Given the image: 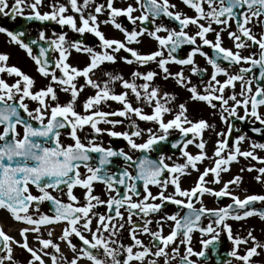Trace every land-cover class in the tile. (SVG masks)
<instances>
[{"label":"snow or ice","instance_id":"6c2138e0","mask_svg":"<svg viewBox=\"0 0 264 264\" xmlns=\"http://www.w3.org/2000/svg\"><path fill=\"white\" fill-rule=\"evenodd\" d=\"M45 6L50 10L41 12ZM0 15L54 22L99 41L88 46L80 39L69 40L66 31L53 30L50 37L40 30L25 42V31L0 26V33L26 52L47 81L36 88L35 78L9 65L10 54L0 52V211L25 225L16 240L0 222V264H21L13 245L29 254L26 264H198L191 257L208 264L209 249L220 255L222 233L232 243L228 257L239 264H264V243L252 230L234 235L228 223L253 216L264 220V207H255L264 203V194L241 198L232 189L240 187L243 177L236 174L224 181L222 175L241 157L264 165V156L258 154L264 142L250 140L235 123H250L252 133L264 135V0H133L123 7L116 6V0H48L47 5L44 0H0ZM121 17L134 27H124L118 22ZM102 24L111 25L123 39L107 37ZM225 34L232 47L224 46ZM144 37L156 42L155 50L133 47ZM182 46L188 47L184 57L179 56ZM73 50L87 56L83 67L70 62ZM197 55L205 58L210 72L198 65ZM118 63L135 66L128 78L108 67ZM168 82L187 92V98L178 102L179 92L163 90ZM86 90L90 94L81 99ZM61 94L67 97L63 102ZM29 102L35 106L30 108ZM111 103L119 107L107 110ZM189 103L203 104L226 126L215 133L211 155L204 133L216 125L191 119ZM141 122L152 126L141 127ZM171 131L179 132L171 147L179 150L183 162L150 155ZM104 136L110 141L122 138L128 151L105 146ZM246 140L249 146L242 149ZM193 144L196 154L187 150ZM116 159L123 165L113 170ZM206 160L211 163L204 165ZM244 171H256L254 179L264 182V166L250 163L240 169ZM193 172L192 186L183 187V179ZM98 184L103 195L96 191ZM205 196L218 201L229 197L231 202L209 208ZM44 203L51 214L41 212ZM169 205L175 206L174 212L165 211ZM58 226L59 240L71 256L60 243L40 235L42 229H51V237ZM125 232L130 243L123 242ZM196 232L208 237L200 239L199 251L192 247ZM30 236L38 247L30 245ZM142 236L149 238L147 244ZM256 257L261 259L257 262ZM216 264L231 260L217 259Z\"/></svg>","mask_w":264,"mask_h":264},{"label":"flooded vegetation","instance_id":"af4514ba","mask_svg":"<svg viewBox=\"0 0 264 264\" xmlns=\"http://www.w3.org/2000/svg\"><path fill=\"white\" fill-rule=\"evenodd\" d=\"M9 2L11 3L12 0H9ZM29 2H31V0H29ZM64 0H61V3H63ZM96 3H102L103 0H95ZM133 0H116V6H120L123 7L128 3H132ZM170 2L172 3H177L178 0H170ZM45 5H47L48 0H44ZM179 8L180 10H182L183 12H186L188 15H193V11L189 10L187 7H185L183 4H179ZM50 10L48 7H41L40 11H48ZM25 15L29 12V9L25 8ZM139 13H134V15H138ZM105 17L101 16L100 19L103 20ZM118 22L122 23V25L126 28H128L129 30L134 27L129 21L126 20V18H118ZM161 21H157V23H160ZM165 24L168 23L167 19H165L163 21ZM0 26H4L6 28H8L9 30H13V31H25V36L22 37V39L25 40V42H30L31 39L36 38L38 35V32L40 30H44L47 36H52L53 30H55L56 32H61V31H66L68 34V38L69 40L72 39H80L82 40L84 43H86L88 46H96L99 41L96 37H94V35L92 34H84L83 36H79L77 33L72 32L69 28H67V26H65L64 29H61L57 24H55L54 22H39V21H34V20H27L24 18V16L21 15H17L16 18L14 20L9 19L8 17L2 16L0 15ZM170 27H175V25H169ZM215 27V25H214ZM101 30L105 33V35L107 37H116L118 39H123L122 34L118 31L115 30L111 25H101ZM162 35L164 33H161ZM209 38H211V35L209 36ZM41 44H43V42H41ZM224 46L225 47H232V42L227 38L226 34H225V38H224ZM133 47H136L139 49V51L141 52H149L152 50H155L157 47V44L154 40L149 39L148 37H144L143 42L139 45H133ZM99 50V49H97ZM206 52L209 53V55H212V52L210 49L205 48L204 49ZM33 51L34 54H38V47L33 46ZM188 51V47L187 46H182V50L179 51V56L180 57H184L186 56V53ZM0 52H5V53H9L10 54V59L7 62L9 65H15L18 66L19 68H21V70H23L26 74L32 76L35 78L36 80V88H40L43 87L47 81L41 77L38 72L36 71V64L34 63V61L26 54V52L24 50H22L21 48H19L18 45L11 43L9 41V38L6 36V34L0 33ZM124 54V53H121ZM245 55L248 54V52L244 53ZM53 55H58V54H53ZM197 63L200 67H207L208 71H211V68L207 65L206 60L204 57H201L199 55H197L196 57ZM70 62L74 63V65L79 66V67H83L85 65V63L87 62V56L81 53H76L74 50L72 52V55L70 57ZM72 63V64H73ZM110 69H115V71L122 73L125 78L129 77V73L134 70L135 66H128L125 65L123 63H118L116 65H112V66H108ZM173 70H175V66L173 67ZM233 71H235V69H233ZM258 72V69L256 70ZM5 79L8 80L9 83L13 82V78L11 77H7L5 76ZM193 82H197V78L193 77ZM139 83V81H138ZM167 85L169 88L171 86H173V88L176 90V92H179L180 95L178 97V102H182L184 101L187 96L188 93L187 92H183L181 91L179 88H177L173 83L168 82ZM164 85V86H165ZM163 86V87H164ZM116 91H120L119 86L116 87ZM90 94L89 91H85V93L82 94L81 99H83V97L85 95ZM67 97L63 94H61L60 99L61 102H63ZM35 105L31 102H29V107H34ZM119 107L118 104L116 103H111L110 106H106L107 110H111V109H115ZM190 107V108H189ZM188 114L190 116V118L192 119L193 117H200L199 119L203 118L209 121V123H214L216 120L215 118H218V115L213 116L212 115V110L206 108L203 104H194V103H189L188 104ZM147 110V108H145V111ZM77 111H80V108H77ZM261 111H264V109H261ZM236 127L240 128L244 133L247 134V136L250 138V140H254V141H259V142H264V135L261 134H255L252 133L250 131V127L252 126L250 123H241L239 121H236ZM216 125L215 129L212 130V134H210V136L207 135V137H215L216 139L218 138L216 135H214V132L218 131H222V130H226V126L220 122L219 118L217 119V122L214 123ZM103 127H107V125H102ZM145 126H152L151 124L149 125H145L143 122H141V127H145ZM256 126H259L258 124ZM117 130H123L122 126H118ZM236 133H233L232 138H230V142L231 139H234ZM191 136V134H190ZM179 138V132L178 131H171L170 135L168 137V139L166 141H162L159 143V145L156 146V149H154V151L150 154L152 158H158V156L160 154H164L166 156H171L172 160L168 161V163H172V162H183V158L180 155V152L178 149H173L171 147L172 142H174L176 139ZM250 140H246L242 145V149H247L249 146V142ZM102 142L105 146H109V144H111V146H113L114 148H124L125 151H128L127 147H126V142L122 139V138H114L111 141L109 140V138L107 136L102 137ZM140 142V141H138ZM191 145L188 146L187 150L191 153L190 150ZM209 154H211L210 152H208ZM132 155H138V153H130ZM259 155L264 156V151H259L258 152ZM210 161H204V165H208ZM254 164L257 168L264 166V165H260L259 163H257L256 161H249L246 160L244 158H239L237 162H233L231 164V168L230 171L228 173H224L223 175V180L227 181L229 179H231L233 176H235L236 174H240L243 177V181L242 184L240 185V187L238 188H233L232 190L235 192L236 195L240 196L241 198H244L246 195L249 194H264V182H257L254 178L256 175H258V173L256 171H252V172H248V171H244V172H240L241 168H247L249 166V164ZM123 165V161L121 159H116L114 161V164L112 165L113 170H116L118 167ZM201 165V171L203 170V166ZM196 178V173L193 172L191 176H186L183 181V187L185 188H189L190 186H192L193 181ZM102 185H97L96 187V191L98 193H101V195H103L102 193ZM213 187L215 188H219L220 185H214ZM231 187V186H230ZM36 190L33 189V192H35ZM152 191L155 193L156 192V188H152ZM55 195L59 196V193H54ZM77 194H79L77 192ZM204 200V204L209 207V208H214V207H219V206H223L227 203H230L231 200L229 197H224L221 198L219 201L212 197V196H205L203 198ZM198 206V205H197ZM255 207H264V203H257L255 205ZM41 212L44 214H51L49 213V204L48 203H44L41 205ZM103 210V209H101ZM166 212H174L175 211V206L173 205H169L167 208H165ZM135 219V217H134ZM0 220L4 221V222H8V223H12L14 224L13 226L18 227L19 229L21 227H24L25 225L21 222H15L10 215L6 212V211H0ZM250 222V223H263L264 224V220H261L258 216H253L250 218H247L245 220H241V221H235V220H229L228 223L231 224L232 226V231L234 235H240V236H246V233L243 231V227H246V223ZM204 224L207 225V220L204 221ZM242 227V228H241ZM15 228H11L10 232H6L7 234L10 233L14 230ZM262 231L259 233L260 238H258V240L261 243H264V227L261 228ZM51 229H48V231ZM169 231V228L167 226H165L164 228V233L167 234ZM61 232V228L58 226L56 227L53 231H52V236L48 238L52 239L54 242L56 243H60L61 244V248L62 250H64L65 255L67 256H71V252L70 250H68L67 248H65V245L63 242H61L59 240V235ZM206 239L208 237H201L200 234L198 232L193 234V240H192V247L195 251H199L201 249V245L199 243L200 239ZM141 239H143L145 241V244L148 243L149 238L146 236H142ZM77 241L74 239L73 243H76ZM123 242L124 243H130V240H128L126 232H125V236L123 238ZM251 244L247 245V247H250ZM245 246H241V249L243 250ZM217 248L219 250V257L212 255L211 253V249L208 250L209 252V259H208V264H216L217 259L222 260H231V264H239L238 261H236L233 258H230L227 256V253L231 250L232 248V243L227 239V236L225 233H222L220 236V240L217 243ZM181 252H183V247H181ZM262 257H264V253H262ZM191 259L193 260H197L198 264H199V260L197 257H191ZM261 258L260 257H256L254 258L255 261H259ZM82 264H88V262L84 261L82 262Z\"/></svg>","mask_w":264,"mask_h":264},{"label":"rangeland","instance_id":"374dc122","mask_svg":"<svg viewBox=\"0 0 264 264\" xmlns=\"http://www.w3.org/2000/svg\"><path fill=\"white\" fill-rule=\"evenodd\" d=\"M152 67L154 68L155 65H152ZM163 90H167L169 92H176V90L173 88V86H171L169 88L167 85H165L163 87ZM147 111H150V109L147 108L146 112ZM168 118H170V117H165V119H168ZM199 118L200 117H193L192 119L193 120H198ZM217 119L218 118H215V120H216L215 122H217ZM216 132H217V129H216ZM216 132H214V135H215ZM210 134H212V130L211 131H206L204 133V138L207 141V151L212 153L214 142H215L216 138L215 137H207V135L210 136ZM190 150H191L192 154H196L198 152V149L195 147L194 144L191 145ZM209 155H211V154H209ZM210 163L211 162H209V164ZM0 222H2V227H3L5 232H10L11 228H15L14 229L15 231H12L11 234L8 233V235L13 236L16 240H20L21 239L20 235L18 234V229H19L18 227L13 226L14 224H12V223L4 222L2 220H0ZM262 227H264L263 223H250V222H247L246 223V227L245 228L243 227V231L247 234L248 230H252L253 231V235L256 236L257 239H258V238H260L259 233L262 231V229H261ZM40 235H42L43 238H48L47 237L48 236V229H42V232L40 233ZM29 243L33 247H38L37 241L35 239H33L32 236L29 237ZM13 249H14L13 255H14L15 259L20 261L21 264H26V261L29 258V254L26 251L20 249L19 247H16L15 245H13ZM45 259H48V258L46 257Z\"/></svg>","mask_w":264,"mask_h":264}]
</instances>
